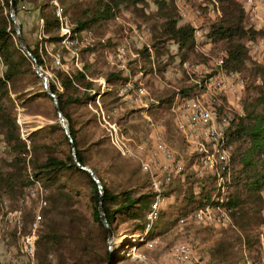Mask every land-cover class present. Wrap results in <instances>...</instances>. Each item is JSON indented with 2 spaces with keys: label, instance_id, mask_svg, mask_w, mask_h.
Masks as SVG:
<instances>
[{
  "label": "rangeland",
  "instance_id": "374dc122",
  "mask_svg": "<svg viewBox=\"0 0 264 264\" xmlns=\"http://www.w3.org/2000/svg\"><path fill=\"white\" fill-rule=\"evenodd\" d=\"M97 1L58 0L73 32L76 33V25L73 20L83 18L86 11L92 13L96 8ZM163 1H165V5L162 8H159L154 0H148L137 6L122 4L112 19L106 20L103 24L97 23L80 34L76 33L78 40L77 57L70 56L59 44L47 42L49 35L43 30L42 19L44 16L54 15L51 0H20L18 4L16 3L15 15L17 24L22 28L20 29L23 32L26 45L28 44L31 48L37 45V48H42L46 52L47 55H44L45 67L44 69L41 68V71L46 74L48 79H53L54 75L51 70L59 67L55 63V54L59 55L61 64L64 65L63 68L67 67L69 70H73L82 69L83 65L90 66L88 79L96 85V91L93 94L98 92L99 95L95 97L94 102L87 106L71 105L68 111L77 132L79 149L87 159L86 167L93 168L111 192L117 194L129 191L133 198L153 193L149 178L141 170L139 164L134 160L122 157L119 151L111 146L107 133L98 121L96 115L98 107L101 106L104 111L116 109L117 114L113 118L114 121L121 126L123 133L135 142H150L156 135L163 139L175 159L174 165L180 169L179 172L172 175L170 183L163 188L166 201L162 210H166L174 203L178 195L187 193L185 184L187 177H190V180L195 183L194 191H199L202 185L211 181L210 178L212 177L208 171L201 169L198 159L185 168L195 152L193 148L182 141L177 133L172 107L158 113L155 105L161 99L171 95L178 97L181 90L199 85L202 81L215 77L219 72V62L225 53V48L223 43L213 42L212 39L205 36L194 40L195 46L190 49L188 55L179 51L178 46L173 42H167L164 50H153L152 45L155 44L158 36L163 34L166 16L175 18L177 26L189 24L192 27L208 29V26L203 24L202 16L195 17L194 12L198 9L193 6L200 3L202 6L212 7L209 0ZM236 1L244 10L245 26L264 32V1L262 3L257 2V9L253 13L246 12L242 0ZM181 13H185V15L182 16ZM8 14L9 9H4L3 15ZM206 15L210 20L218 18L223 22L227 21L223 18L222 13L218 17L210 16L207 13ZM57 35L59 37V32ZM122 45L125 46L127 52L125 59L119 58L117 54V48ZM245 45L248 53V59L245 62L246 67L250 69L253 64L264 67V34L254 41L245 40ZM101 47H103L102 51L99 50ZM144 49L148 50L149 56L145 63L148 61L149 65L142 63L145 58H142L141 51ZM121 65H124L125 69H121ZM4 70L5 67L0 58V76L3 75ZM110 73L121 74L122 77L127 78L129 83L117 89L105 81V77ZM259 81L262 84H259ZM246 84L245 81L244 89L235 96L229 93L218 95L220 100L218 109L221 115H229L230 121L243 114ZM257 84L259 87H264V79L258 78ZM138 86L145 89L144 100L147 102V107L135 106L131 108L125 101L121 100L123 97L122 89L124 87L133 89V87L137 88ZM14 89L17 91V95L20 94L18 97L11 94L15 108V122L19 137L26 140L27 154L24 155L25 162L23 164L18 163L12 150L5 143L0 130V174L6 173L17 186L16 192L8 188L2 190V194L0 193V215L6 209L14 211L22 208L23 217L19 234L16 231H8L5 233L8 240L0 239V263L57 264V252L52 249L45 251L42 245L37 244L38 240L33 260L20 252L21 236L31 231L34 215L38 209L36 200L24 198L26 187L29 185L23 186L24 179L34 178L35 171L32 162L34 159L39 162L45 159L48 151L42 147L49 143L48 139L40 136L33 139L28 137L40 128L55 123L53 103L43 97L26 100L28 97L24 96L38 95L42 91L40 80L34 81L29 75L18 80ZM107 91L111 93L109 96L104 95ZM31 145L35 146L34 150ZM229 146L232 155L233 146L230 144ZM59 155L62 156L60 153ZM231 178L232 175L226 184L227 195ZM34 180L39 181L47 193V207L40 210L42 221L37 229L38 239L48 225L56 226L61 231L74 226L80 228L83 233L89 232L93 237L92 245L97 250L100 249L102 243L98 237L99 229L92 220V209L84 195L87 190L86 187L78 184L77 188L81 189V193L78 194L64 186L62 193L68 194V196H63L60 204L55 205L53 199L61 194L57 191V185H50L43 178H34ZM145 219L147 221V216ZM230 220L232 222L231 216ZM137 223V220H130L119 215L114 219L115 235L111 243L107 242L115 255V261L112 264H142L132 256L133 250L145 254L153 264H176L171 258L170 251L173 246L179 243L189 245L192 251L203 258L205 264H208L210 248L220 240L223 230L231 228L229 225L226 227L221 225L205 226L192 220H188L180 226L177 221L168 222L164 217L158 222L155 221V234L147 240H141L144 236L135 231ZM263 224L264 209L262 211V223L258 228L259 239L260 235L264 233ZM149 241L155 243L151 247L147 246L146 242ZM234 252L235 264L256 263L264 256L261 241L256 247L247 248L242 239L241 242L234 243ZM68 263L73 264L72 262Z\"/></svg>",
  "mask_w": 264,
  "mask_h": 264
},
{
  "label": "trees",
  "instance_id": "16d2710c",
  "mask_svg": "<svg viewBox=\"0 0 264 264\" xmlns=\"http://www.w3.org/2000/svg\"><path fill=\"white\" fill-rule=\"evenodd\" d=\"M147 1L98 0L92 13L86 11L83 18L73 20L76 25V33L80 34L97 23L103 24L106 20L112 19L118 13L122 4L137 6ZM154 1L159 8L165 5L163 0ZM15 2L18 4L20 0H15ZM209 3L212 5L217 4L223 18L227 21L223 22L218 18L210 20L206 15L207 5L202 6L200 3L194 5L193 7L201 12L204 20L203 24L208 26L209 33L206 37L212 39L213 42L224 44L225 53H223L220 60L222 67L228 72L237 73L247 83L245 98L243 99V114L230 121L226 132L227 144L233 146L230 160L232 178L228 185V195L226 201L222 203L214 202L212 200L216 192L214 178H210L211 181L202 185L199 191H194L193 186L195 183L190 180V177H187L185 183L187 193L178 195L174 203L166 210L161 209L156 222L164 217L168 222H178L181 218H187L196 210L208 205H220L230 210L232 229L223 230L220 240L210 248L208 264H235L233 260L235 257V242H241L243 239L247 248H253L260 244L258 228L262 223V211L264 209V87L258 86L257 79H264V67L256 64H253L250 69L246 67L245 62L248 59V53L245 40L254 41L261 37L264 32L245 26L244 10L236 0H209ZM4 9H9V0H0V58L5 67L3 75L0 76V130L16 161L23 164L27 149L25 141L19 137L11 94L16 95V97L20 96V94L17 95V91L14 89L18 80H22L28 75L34 81L40 79L34 73L33 62L20 50L9 14L3 15ZM165 19L163 34L158 36L155 44L152 45V49L161 51L166 49L165 44L167 42H173L178 46L179 51L188 55L190 49L195 46L194 28L189 24L177 26V20L172 16H166ZM42 21L43 30L49 35L47 42L59 44L57 35L59 22L55 15L44 16ZM21 33L25 41L22 30ZM27 48L35 57L37 65L44 69V55H47L46 52L42 48H37V45L31 48L27 44ZM102 49L103 47L99 50L102 51ZM147 51L145 49L141 51L142 58H145L142 60L143 65H149L148 61L145 63L146 58L149 56ZM56 68L51 70L54 76L53 79H48V87L51 93L56 96L59 110L68 123L77 160L82 166H87V159L79 149L77 132L74 129L68 108L71 105L87 106L95 101V97L99 93L95 92L93 94L96 91V85L88 79L90 77L88 76L89 65H83L82 69L69 70L68 68L67 71L60 67ZM105 78L108 84L115 86L117 89L129 83L126 77H122L118 73H110ZM203 84L204 81L199 85L181 90L178 97L182 99L201 95L204 91ZM110 94V91L104 93L105 96ZM176 96L171 95L158 101L155 105L157 112L162 113L165 109L172 107ZM24 97H28L26 100L43 97L52 102V99L43 91V87L38 95H26ZM55 118L54 124L46 125L28 137L33 139L40 136L49 140V143L43 145L42 148L47 149L50 153L47 152L43 161L39 162L34 159L35 161L32 162L35 171L33 177L43 178L50 185H57V191L61 194L53 199L55 205L60 204L63 196H68V194L62 193L64 186L78 194L81 193V189L77 188L78 184L86 187L87 190L84 195L92 209V220L98 226V237L102 247L97 250L92 245L93 237H91V234L89 232L83 233L80 228L74 226L61 231L56 226L48 225L39 235L37 244L42 245L45 251L50 249L56 251L58 254L57 264H69L68 262L73 264H112L115 261V255L108 247L107 230L103 227L99 218L98 202L100 195L97 184L87 172L80 170L73 161L70 143L57 121L56 114ZM55 136L57 138H54ZM31 147L33 150L35 149V146L31 145ZM191 157L192 159L185 168L196 161L198 155L194 154ZM91 170L102 185V206L113 236L115 235L113 222L117 215L127 217L130 220H137L135 231L143 235L147 225L145 218L152 201V194L136 198H133L129 191L115 194L97 176L96 171L93 168ZM30 182V179L25 178L23 186L30 184ZM8 188L14 192L17 190L14 181L6 173H1L0 193L2 194V190ZM155 230L156 226L154 225L152 231L145 236V240L151 238L155 234Z\"/></svg>",
  "mask_w": 264,
  "mask_h": 264
},
{
  "label": "built area",
  "instance_id": "2783aa9c",
  "mask_svg": "<svg viewBox=\"0 0 264 264\" xmlns=\"http://www.w3.org/2000/svg\"><path fill=\"white\" fill-rule=\"evenodd\" d=\"M246 12L253 13L257 7V2L264 0H242ZM53 11L56 19L59 22V45L70 55L77 57L78 40L76 34L70 29L64 9L58 3V0H51ZM207 14L210 16H221V11L217 4L208 8ZM182 16L185 13H181ZM196 18L201 16V12H194ZM194 39L205 37L209 33V29H201L193 27ZM252 44V42H250ZM253 46V44H252ZM118 57L125 59V46L117 48ZM55 63L67 71L68 68H63L59 55H54ZM219 72L213 78L204 81V91L201 95L190 98L176 97L172 105L173 119L175 129L180 135L182 141L193 148V155H198V164L204 171H208L210 176L216 181V192L212 198L214 202L222 203L226 201V184L230 180V160L231 148L227 144L226 131L229 127V115H221L218 109V95L239 94L245 86V80L237 73L226 72L222 67V62H219ZM125 69L124 65L120 66ZM259 84H262L259 81ZM121 100L125 101L129 106L147 107L145 98V89L141 86L131 89L124 87L122 89ZM117 114L116 109L104 111L101 106L98 107L96 115L102 128L108 135V140L122 157L136 161L141 170L148 176L152 188V201L147 213V225L141 240H145V236L152 229L157 220L158 213L162 209L166 201V196L163 193V188L171 181L172 175L179 172V167L174 165V157L163 141L156 135L150 142L138 141L135 142L128 138L123 133L121 126L114 121V116ZM23 138V137H22ZM24 141L25 138H23ZM28 148V146H27ZM30 184L26 187L24 198L26 200H36L38 209L34 215L31 231L21 236L20 252L31 260L34 259L36 253V243L38 240V225L42 221L40 210L47 207L46 190L37 180L30 177ZM27 203V202H25ZM3 212V211H2ZM231 211L220 205H208L198 209L188 216L181 218L178 224L181 226L188 220L196 221L205 226L221 225L226 227L231 226L230 220ZM22 208L14 211L5 210L0 215V239L8 240L5 233L16 231L20 233L22 227ZM231 224V225H230ZM264 227V224H263ZM262 252L264 253V233L260 235ZM155 242H146L147 246H152ZM170 255L176 264H205L204 259L196 255L191 247L184 243H179L171 248ZM132 256L142 264H153L147 259L146 255L136 250H133ZM12 258V256H10ZM250 264V263H247ZM252 264H264L263 258Z\"/></svg>",
  "mask_w": 264,
  "mask_h": 264
},
{
  "label": "water",
  "instance_id": "95a60500",
  "mask_svg": "<svg viewBox=\"0 0 264 264\" xmlns=\"http://www.w3.org/2000/svg\"><path fill=\"white\" fill-rule=\"evenodd\" d=\"M15 9H16L15 0H9V17H10L11 22L13 24V29L15 32L17 44L19 45L20 50L33 62L34 73L40 79L41 85L43 87V91L52 99L53 109H54V112L57 116L60 127L63 130V133L65 134L66 138L68 139V142L70 143L71 156H72L73 161L76 163L77 167L80 170L87 172L90 175V177L92 178V180L97 184V187L99 190V195H100L99 202H98L99 218L101 220L103 227L107 230V234H108L107 235V241L111 243L112 239H113V232L108 226L107 220L105 218L103 206H102V197H101L102 196V185H101L99 179L96 177L95 173L89 167L82 166L77 160L75 146H74L73 141H72V137L70 134L68 123L65 120V118L62 116V114L59 110L58 101H57L56 96L53 93H51V91L49 90L48 77L46 76V74L43 71H41V68L36 63L35 57H33V55L29 52V50L27 48V45H26V43L22 37L21 29H20L19 25L17 24ZM109 249H110V247H109Z\"/></svg>",
  "mask_w": 264,
  "mask_h": 264
},
{
  "label": "crops",
  "instance_id": "0c3cea01",
  "mask_svg": "<svg viewBox=\"0 0 264 264\" xmlns=\"http://www.w3.org/2000/svg\"><path fill=\"white\" fill-rule=\"evenodd\" d=\"M131 108H133V107H131ZM138 108H141V107H138ZM142 108H144V107H142Z\"/></svg>",
  "mask_w": 264,
  "mask_h": 264
}]
</instances>
